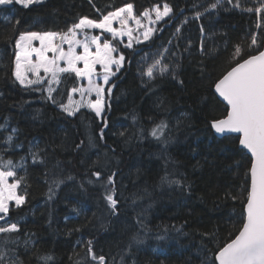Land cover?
Wrapping results in <instances>:
<instances>
[{
    "label": "trees",
    "instance_id": "obj_1",
    "mask_svg": "<svg viewBox=\"0 0 264 264\" xmlns=\"http://www.w3.org/2000/svg\"><path fill=\"white\" fill-rule=\"evenodd\" d=\"M213 2L94 0L104 14L132 3L138 16L168 3L174 17L157 24L147 43L131 49L118 46L126 59L112 79L115 87L106 101L110 108L104 113L108 127L103 140L99 138L103 125L94 113L82 109L69 117L43 99L39 91L25 90L14 81V41L7 40L26 31H63L83 15L96 18L99 13L89 0H44L28 9L0 8V124L7 128L0 129V156L22 164L15 179L24 178L17 191L26 196V202L11 207L10 216L21 227L23 264H37L32 256L36 249L51 254L54 264H76L87 257L81 244L88 240L108 264H121L122 256L124 264H203L209 250L234 236L242 219L246 195L242 182L249 162L236 136L217 138L211 129V121L220 118L226 107L213 93V84L234 66L229 60L233 46L250 31L258 30L254 14L233 10L227 3L194 18L195 11L204 12ZM253 3L247 0L245 6ZM194 4L198 5L195 9ZM186 18L187 23H182ZM178 26L180 33H176ZM201 35L212 39L203 52H199ZM248 43L245 40V49ZM165 48L170 65L176 68V78L169 73L142 84V57ZM78 83L74 76L67 78L57 99L65 102L67 90ZM161 121L168 124L171 139L167 144L149 135ZM13 128L17 129L15 134ZM9 134L13 142L3 143ZM37 143L45 149L43 163H34L30 155V148L35 151L32 145ZM77 144H81L79 149ZM92 170L101 171L103 179L97 181ZM113 172L118 202L115 213L101 187ZM53 173L74 179L55 188L49 199L46 179ZM165 175L180 179L185 186L162 184ZM74 206L84 211L66 221L65 216H76L71 212ZM75 228L80 231H69ZM133 235L143 243L132 241ZM160 236L164 239H158ZM25 240L32 242L27 254ZM87 264H92L90 259Z\"/></svg>",
    "mask_w": 264,
    "mask_h": 264
},
{
    "label": "snow or ice",
    "instance_id": "obj_2",
    "mask_svg": "<svg viewBox=\"0 0 264 264\" xmlns=\"http://www.w3.org/2000/svg\"><path fill=\"white\" fill-rule=\"evenodd\" d=\"M41 3L43 0H0V8L20 6L28 9L31 5ZM225 3L233 10L254 14L256 17L254 27L258 31H250L240 43L233 46L234 51L229 55V60L234 66L214 81V92L222 98L226 107L220 118L211 121V128L221 135L239 134L236 137L239 146L246 149L250 156L246 157L249 166L246 169L245 181L242 182L246 195L239 227L235 230L234 236L222 245L217 244L214 251L209 250V255L203 264H264V0H254L253 6H245L247 0H215L204 8V12L195 11L194 18L200 19L205 12L217 10ZM89 4L99 13L96 18L83 15L63 31H26L9 36L7 40L10 43L14 41V67L11 72L14 81L25 90L39 91L43 99L57 105L69 117L76 116L82 109L94 113L95 118H98L103 125L99 132V138L103 140L105 129L108 127L104 113L106 108H110L106 101L111 98L115 87L111 78L121 70L126 59L123 54L114 55L119 51L115 42L119 41L123 44L122 38L127 37L128 43L124 47L131 49L133 40L138 44L149 41L156 31L155 25L165 21L166 17L169 21L174 17L173 8L168 3L163 4L162 10L159 6H154L151 11L145 10L139 16L134 13L132 3L116 7L115 10H107L106 14L95 6L94 0H89ZM193 7L195 9L198 5L194 4ZM153 11L154 20L151 19ZM182 12L183 10L181 14ZM141 17L148 19L149 24L153 25L143 31L142 40L138 31L134 36L135 30L144 27ZM130 22L134 23L136 29L130 26ZM182 23H187V18ZM114 24L119 27H114ZM92 30L100 31L99 34H90ZM180 32L181 27L178 26L176 33ZM203 32L204 29L201 28V33ZM109 36L111 39L108 38ZM245 40L249 41L247 49L244 46ZM167 51L168 49L165 48L164 52L159 54V58L155 59L146 70H142V84L152 83L169 73L172 74L173 79L176 78V68L165 63L164 53ZM201 51L203 52V41H201ZM98 67L99 71H97ZM72 76L81 84L79 87L73 86L67 90L68 102L64 103L63 99H57V95H62L60 86ZM101 78L102 83L99 82ZM83 81L87 82L86 85L82 83ZM105 85L111 86L106 88ZM76 94L80 99L73 98ZM135 119L136 117L133 116L134 121ZM0 129L7 131L5 124H0ZM167 130L168 124L161 121L154 124L149 135L167 144L171 139ZM16 132L17 129L13 128L12 133ZM142 134L143 130H141ZM120 135L123 136L124 133ZM2 142L12 143L13 135H7ZM92 142V138L89 137V144ZM81 144H77L76 148L79 149ZM32 147L35 148V151L30 148L33 162L43 163L41 153L45 149L40 148L38 143ZM3 151L6 152L7 149ZM237 165L239 166V162ZM21 166L22 164L14 162L11 158L5 160L0 156V264H23L19 253L21 227L19 222L11 220L10 216V202H14L17 207L26 202V196L18 194L17 191L24 178L15 179L16 169ZM45 175L47 177L48 173ZM91 175L97 181L103 179L101 171L92 170ZM115 175L113 172L101 185L105 190L104 199L113 213L116 212L118 203L114 198ZM9 178H14L11 183ZM73 179L74 177L70 175L53 173L50 180L46 179V183L49 184V199L52 198L55 188H59L66 180ZM88 183L93 181L89 180ZM161 183L185 186L180 179H171L169 175L161 177ZM232 199L235 200L236 197L232 196ZM83 211V207L74 206L71 212H75L76 216H65V220L78 218ZM69 231H80V228ZM131 239L136 244L143 243L135 235ZM158 239L164 237L160 236ZM30 243H32L30 240L24 241L25 254L30 251L28 248ZM32 247L34 248L35 245L32 244ZM81 247L86 250L87 257L84 261H77L76 264H87L88 259L92 264H108L104 255L97 256L92 240L82 243ZM32 256L37 264H54V257L51 254H41L39 249H36ZM121 264H124L123 256Z\"/></svg>",
    "mask_w": 264,
    "mask_h": 264
},
{
    "label": "rangeland",
    "instance_id": "obj_3",
    "mask_svg": "<svg viewBox=\"0 0 264 264\" xmlns=\"http://www.w3.org/2000/svg\"><path fill=\"white\" fill-rule=\"evenodd\" d=\"M43 1H44V0H43ZM206 1H209V0H206ZM162 9H163V7L161 8V10H162ZM150 11H151V10H150ZM166 18H167V17H166ZM166 18H165V19H166ZM141 19H142V23H143L144 27H143V28H140V29H138V30H135V31H134V36L137 34V31H138L139 34H140V38H141V40H142V38H143V31L146 30L148 27H152L153 25H150V24H149L148 19L143 18V17H141ZM151 19H152V20L155 19V13H154V11L152 12ZM162 22H163V21L159 22L158 24H160V23H162ZM130 26L133 27L134 29H136V26L134 25V23L130 22ZM114 27H119V25L114 24ZM154 27L156 28V25H155ZM99 31H100V30H92L90 34H99ZM153 35H154V34H153ZM152 37H153V36H152ZM152 37H151V38H152ZM108 38L111 39L110 36H109ZM122 39H123V42H124L123 44H120L119 41H116L115 43H117V46H120V47H122V48H126V47H124V45L128 43V38H127V37H123ZM211 40H212V39H211L210 36H208V35H207V36H206V35H205V36H202V35H201V36H200V40H199V49H200L199 52H201V41H203V46H205V45L208 44L209 41H211ZM147 42H148V41H144V42L138 44V43L135 42V40H133V46H139V45L145 44V43H147ZM161 52H164V50H163V51H159V52H157L156 54H155V53H152V54H147V55L143 56L142 59H141V61L139 62V64L141 65V69H142V70H146V68H147L149 65H151L155 59L159 58V54H160ZM165 53H166V52H165ZM165 53H164L165 63L170 64V61L167 59ZM118 54H121L120 51H118V53H114V55H118ZM123 65H124V64H123ZM113 70H115V69H113ZM97 71H99V67L97 68ZM112 79H113V77L111 78V80H112ZM99 82H100V83L103 82V81H102V78H101V80H100ZM82 83L86 85L87 82H86V81H83ZM80 84H81V82L79 81V83L77 84V87H79ZM109 86H111V85H105L106 88L109 87ZM73 98L76 99V100L80 99V97H79L78 94L74 95ZM93 98H94V97H93ZM67 102H68V101L66 100L64 103H67ZM11 182H12V178H9V183H11ZM11 207H17V206H15V203H14V202H10V208H11Z\"/></svg>",
    "mask_w": 264,
    "mask_h": 264
},
{
    "label": "water",
    "instance_id": "obj_4",
    "mask_svg": "<svg viewBox=\"0 0 264 264\" xmlns=\"http://www.w3.org/2000/svg\"><path fill=\"white\" fill-rule=\"evenodd\" d=\"M230 70V69H229ZM213 93L215 94V92H214V87H213ZM215 96L217 97V99L221 102V103H223L224 105H225V103L223 102V100H222V98H220L219 96H218V94H215ZM226 106V105H225ZM212 129V128H211ZM212 131H213V133H214V135L217 137V138H222V137H224V136H238L239 134H237V133H230V134H226V135H221V134H217V133H215V131L212 129ZM238 147L241 149V150H244L245 151V153H246V155L247 156H250V153H247V150L246 149H242L240 146H239V143H238Z\"/></svg>",
    "mask_w": 264,
    "mask_h": 264
}]
</instances>
